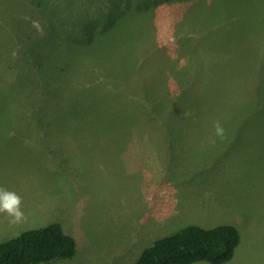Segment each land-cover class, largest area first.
Returning a JSON list of instances; mask_svg holds the SVG:
<instances>
[{
    "label": "rangeland",
    "instance_id": "obj_1",
    "mask_svg": "<svg viewBox=\"0 0 264 264\" xmlns=\"http://www.w3.org/2000/svg\"><path fill=\"white\" fill-rule=\"evenodd\" d=\"M53 1L0 0V187L22 197L27 216L10 226L0 214V243L58 223L75 239L76 254L40 264H134L137 250L131 244L136 242L139 250V233L149 235L141 243L143 251L190 225H232L241 243L226 264H264V93L257 80L255 90L244 83L236 88L244 117L222 123L224 139L215 135L214 122L183 121L193 114L188 106L170 107L171 117L170 109L163 114L170 103L159 99L167 96L141 87L147 83L143 76L151 74L143 71L142 62L157 74L163 73V60L178 69L195 70L197 64L210 69L188 42L202 31L194 24L199 14H191L195 1L156 6L121 0L106 9L102 0H68L65 14L53 8ZM260 8L264 13V0ZM79 10L93 16L86 19L80 11L74 40L77 32L69 31ZM53 14L66 44L60 29L47 23L54 21ZM221 26L205 33L209 51L229 47L224 44L229 28L221 31ZM99 33L96 50L82 44ZM128 34L145 36L148 45L137 51ZM255 58L250 62L254 69L264 63V56ZM132 65L135 69L121 76ZM118 71L112 81L119 78L121 86L136 90L129 99L124 93L118 99L104 97L103 84L110 81L105 75ZM219 78L220 85L229 82ZM170 84L178 94L180 86L174 80ZM62 92L66 96L58 106ZM109 108L132 124L124 130L129 138L114 136L117 130L108 132L109 123L100 120H73L105 117ZM58 109L67 113L59 124L54 123ZM46 123L49 129L41 134ZM160 204L163 216H157Z\"/></svg>",
    "mask_w": 264,
    "mask_h": 264
},
{
    "label": "trees",
    "instance_id": "obj_2",
    "mask_svg": "<svg viewBox=\"0 0 264 264\" xmlns=\"http://www.w3.org/2000/svg\"><path fill=\"white\" fill-rule=\"evenodd\" d=\"M118 1L121 0H102L100 4L105 5L106 9H111L118 4ZM139 1L146 5L155 4L159 6L169 4V2H166L167 0ZM185 1L191 0H172L170 4L178 2L186 3ZM193 1H195L196 7L192 8L191 14H199L194 24L202 31L201 34L190 35L188 42H190L192 48H195L199 52V57L210 69L208 71L205 69L201 70L198 64L195 70H191L188 66H184V69H178L174 62L163 60L161 62L163 73L157 74L152 73L148 68V63L142 62L140 64L144 65L142 66L143 71L151 72V74L143 76L147 80V83H144L141 87L151 88L152 91L167 96L166 98L159 99H168L170 103L168 108L162 109L163 114H167L170 107L185 105L193 113L190 114L189 118L183 120L187 121V124L196 122L197 120L199 122H215L219 120L221 123L231 122L230 125H232L235 120H239L241 116L244 117L242 113L245 112L241 92L238 95L236 94L238 85L244 83L248 88L255 90V81L257 80L259 91L264 93V63L255 69L250 64L252 60H257L255 57L264 56V13L262 10L259 11L261 0ZM202 2H207L208 4L204 5ZM52 4L55 5L54 9L65 14V6L69 2L68 0H54ZM199 8L200 12L197 11ZM80 11L86 13V19L93 16V14L86 10H79L76 13L75 27L69 31L70 34L77 32L74 40H76L77 35L80 33L81 27L78 26ZM53 18L54 21H47V23L58 27L60 31L57 33H62L61 36L63 37L64 44L68 43L69 40L66 38L67 35L64 28L60 25L59 20L54 14ZM59 19L62 22V19ZM83 20L84 18L80 23ZM221 24V31L226 26L229 28L224 32V44L229 47L225 48L224 46V49L219 52L209 51L210 47L205 43V33H211L214 30V25ZM105 26L107 27L108 25L106 24ZM233 29H236L237 32L232 33ZM49 37L53 39V34ZM101 37L102 33L93 35L82 42V44L93 46V49L96 50L98 40ZM128 39L137 46V51L141 50L140 46L148 45V39H145V36L137 38L133 34L131 36L128 34ZM150 46L153 48L158 47L151 44ZM53 49L49 48L48 52ZM255 49L257 50L256 52H254ZM160 50L161 48L157 50L156 54L160 53ZM149 51L150 48H148L147 54H149ZM211 55L213 58H210ZM45 56L47 57L46 51ZM214 65H217V67L213 68ZM87 66L92 67L93 65L90 63L86 64ZM134 69V65L122 69L121 76L126 75ZM119 72L105 75L110 81L103 84V90L106 91L104 97L118 99L124 97L120 94L124 93L129 99L135 95L136 90H129L121 86L119 78L117 81H112V76ZM193 72L195 75H192ZM46 75L48 79V74L46 73ZM214 76L218 78L214 80ZM219 77L228 79L229 82L220 85L221 79ZM173 80L180 86L178 94L177 91L170 90L171 84L169 85V82ZM250 82L252 83L251 87L248 86ZM59 84L61 86L60 81ZM65 96L66 93L62 92L61 97L57 100L58 106L63 104ZM153 100L156 101L157 98L154 97ZM111 107L118 112L119 108L116 106ZM124 110L129 111L130 108L125 104ZM154 111L155 109H152V114ZM119 112L122 113L123 111L120 110ZM57 113L55 115H58V119L54 123L59 124L66 120V117L61 115L67 113L62 112L61 109H58ZM169 114L171 117L174 116L175 112L170 109ZM120 115L121 117L119 114L114 115L113 110L109 108L105 117L95 118L90 115L89 117L73 119L75 116L72 115L71 118L73 120H94V122H99L98 120H100L106 124L109 123L110 126L106 130L108 132L112 130L117 131H115L116 133H105V135L112 136L115 133L114 136H127L129 138V134L124 135V130H126L125 127H130L132 124H128L125 119H122L123 115ZM40 120L44 121L41 118ZM114 126H120L121 128ZM47 129H49V125L46 123L40 128V133H45L43 130ZM193 130H195V127H191L190 134ZM240 243L241 234L235 226L221 225L211 229H204L199 226L190 225L175 234L157 240L153 246L146 248L142 252L134 264H195L198 262L226 264L234 258L236 249ZM75 254V239L67 234L58 223L25 231L15 238L0 243V264H40L55 259L72 258Z\"/></svg>",
    "mask_w": 264,
    "mask_h": 264
},
{
    "label": "clouds",
    "instance_id": "obj_3",
    "mask_svg": "<svg viewBox=\"0 0 264 264\" xmlns=\"http://www.w3.org/2000/svg\"><path fill=\"white\" fill-rule=\"evenodd\" d=\"M214 131L218 138H226V130L219 120L214 122ZM0 214L5 215L10 226L24 223L27 216L23 209L22 197L14 191L0 187Z\"/></svg>",
    "mask_w": 264,
    "mask_h": 264
},
{
    "label": "crops",
    "instance_id": "obj_4",
    "mask_svg": "<svg viewBox=\"0 0 264 264\" xmlns=\"http://www.w3.org/2000/svg\"><path fill=\"white\" fill-rule=\"evenodd\" d=\"M134 137H132L131 139H133ZM128 143V142H127ZM164 205V204H163ZM163 205H161L160 204V209H161V211L159 212V214L157 215V216H163ZM151 206H150V204H149V208H150ZM156 218V217H155ZM155 230H156V228H155ZM152 231H154V230H152ZM147 234H149V232L147 233ZM138 235V232H134L133 233V237H135V236H137ZM149 236V235H148ZM148 236H144V235H142V233H139V235H138V242H139V250H138V244L136 243V242H134L133 241V243L131 244V246H134L135 247V249L137 250V252H138V254H137V252L136 253H134V257L135 258H133V260L136 262L137 260H138V258L141 256V254H142V252L144 251H142V250H140V246H141V243L144 241V240H146L147 239V237ZM150 247V246H149ZM148 248V247H147ZM146 249V248H145ZM132 260V261H133ZM130 261V260H129ZM130 264H132V262H130Z\"/></svg>",
    "mask_w": 264,
    "mask_h": 264
},
{
    "label": "bare ground",
    "instance_id": "obj_5",
    "mask_svg": "<svg viewBox=\"0 0 264 264\" xmlns=\"http://www.w3.org/2000/svg\"><path fill=\"white\" fill-rule=\"evenodd\" d=\"M136 101V100H135ZM188 104H190V103H188ZM142 106V105H141ZM194 106V105H193ZM188 112H189V110H188ZM152 116V115H151ZM162 144V143H161ZM198 152V151H197ZM197 157V156H196ZM201 157V156H200ZM262 190V189H261ZM66 212V211H65Z\"/></svg>",
    "mask_w": 264,
    "mask_h": 264
}]
</instances>
